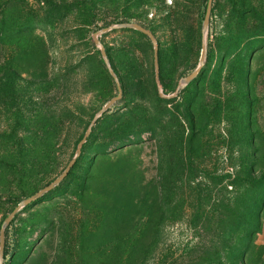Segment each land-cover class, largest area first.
<instances>
[{
	"label": "rangeland",
	"instance_id": "1",
	"mask_svg": "<svg viewBox=\"0 0 264 264\" xmlns=\"http://www.w3.org/2000/svg\"><path fill=\"white\" fill-rule=\"evenodd\" d=\"M207 6L0 0V245L93 125L0 264H264V0Z\"/></svg>",
	"mask_w": 264,
	"mask_h": 264
},
{
	"label": "water",
	"instance_id": "2",
	"mask_svg": "<svg viewBox=\"0 0 264 264\" xmlns=\"http://www.w3.org/2000/svg\"><path fill=\"white\" fill-rule=\"evenodd\" d=\"M212 8H213V0H208V6H207V13H206V18H205V23H204V31H206L208 29L209 23H210V17H211V13H212ZM121 28H131L134 29L142 34H144L145 36H147L153 43L154 47H155V63H156V67H157V79H158V46H157V40L154 36V34L152 32H150L149 30H147L146 28L138 25V24H132V25H122ZM109 31V29H105L102 31V33H107ZM95 41L96 44L100 45V42L98 40V34H96L95 36ZM101 53L102 56L104 57L106 63H109V59L107 56V53L105 51V48L101 46ZM205 59H206V45L204 44L203 49H202V55H201V64L199 66V68L189 77H187L186 79H184V83H190L191 81H193L201 72L203 65L205 63ZM110 74L116 79L117 81V85H118V89H119V95L115 98H113L111 101H109L107 103V105L104 107V109L100 112V116L107 112L117 101H119L122 97V88H121V84L117 79V76L114 72V70L111 68L110 66ZM92 127L93 125L89 128L88 132L86 133L85 137L82 139V141L79 144L78 147V151H77V156L75 157V159H73L68 167L66 168V170L64 171V173L58 178L56 179L53 183H51L49 186L45 187L43 190H41L39 193H37L35 196L23 201L14 211L13 213L6 219L4 226L2 228L1 231V245H0V252H3L4 249V243H5V226L9 225L11 223V221L14 219L15 215L24 207H27L33 203H35L36 201H38L41 197H43L46 193H49L51 191H53L55 189L56 186H58L70 173V171L72 170V168L74 167V165L77 163L78 157L80 156V154L82 153L83 150V146L84 144L87 142L88 137L91 134L92 131Z\"/></svg>",
	"mask_w": 264,
	"mask_h": 264
},
{
	"label": "bare ground",
	"instance_id": "3",
	"mask_svg": "<svg viewBox=\"0 0 264 264\" xmlns=\"http://www.w3.org/2000/svg\"><path fill=\"white\" fill-rule=\"evenodd\" d=\"M52 111V110H51ZM43 113V112H42ZM62 113V112H61ZM46 116V115H45ZM49 119V118H48ZM47 120V119H46ZM50 122V121H49ZM46 124H47V121H46ZM52 124H53V122H52Z\"/></svg>",
	"mask_w": 264,
	"mask_h": 264
},
{
	"label": "trees",
	"instance_id": "4",
	"mask_svg": "<svg viewBox=\"0 0 264 264\" xmlns=\"http://www.w3.org/2000/svg\"><path fill=\"white\" fill-rule=\"evenodd\" d=\"M143 35V34H142ZM143 36H145V35H143ZM146 37V36H145ZM6 256H7V254H6Z\"/></svg>",
	"mask_w": 264,
	"mask_h": 264
}]
</instances>
